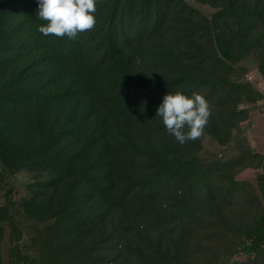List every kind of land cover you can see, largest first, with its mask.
Returning <instances> with one entry per match:
<instances>
[{
    "label": "rangeland",
    "instance_id": "1",
    "mask_svg": "<svg viewBox=\"0 0 264 264\" xmlns=\"http://www.w3.org/2000/svg\"><path fill=\"white\" fill-rule=\"evenodd\" d=\"M127 1L121 0V8ZM182 2L197 14L186 15L183 11L181 15L164 18L160 34L149 39H145L147 35L141 30L142 39L137 48L141 58L131 64L134 75L165 83L181 74L183 65L174 60L178 55L201 50L218 53L212 42L216 35L225 38L232 52L229 67L219 68L210 62L213 67L210 72L215 76H209L207 80L211 82H202L195 91L202 94L209 104V116L202 135L183 144L167 135L165 142L168 149L183 157L196 155L199 161L194 162L199 174L195 193L187 196L188 188L186 193L183 190L179 194L187 196L182 222L188 229L182 264H213L227 260V264H264V252L248 259L237 250L241 229L256 218L261 204L254 185L259 158L235 141L236 132L245 120L242 116L264 110V73L261 72L264 60L257 51L247 48V36L244 43L236 36L237 24H229L225 28L216 23L218 27H212L204 20L212 21L215 12L224 4L222 0H217L215 5L202 0ZM111 3V0H96L95 25L77 33L75 39H69L66 36H44L37 30L38 25L46 23L36 14L37 0H0V128L5 126L12 133L6 142V153L10 154L8 158L12 156V160L8 164L0 159V264H24L21 260L23 255L36 258L35 264H101L102 244L93 245L92 241L83 238V233L79 241L57 236L56 230L61 227L54 213L59 204L58 192L45 198L47 217L34 211L29 214L31 194L40 189L38 184L54 175L52 168L39 165L42 158L52 155L45 147L49 143L44 144L42 134L59 133L61 129L70 133L73 124L64 122L70 105H26L21 96L26 90L42 93L79 82L83 75L71 71L66 57L71 49L82 48L80 62L83 68L98 65L94 62L95 51L92 50L99 45L101 26ZM135 13L134 10L126 14L124 31L127 34L140 30L141 25L136 26L138 17ZM158 53H162L165 60L159 62L154 59L152 55ZM245 74L253 77V83L245 79ZM219 115L229 118L231 125L219 124ZM58 117L62 121L54 122ZM86 121L80 142L83 143L84 138V142L91 138H100V143L104 142L96 115ZM220 128L222 133L216 131ZM171 198L170 194L169 202ZM39 199L36 198L35 202ZM30 205L33 208L34 205ZM193 210L192 216L188 217ZM154 225L151 229L157 241L160 238L157 230L160 229ZM172 226L166 224L162 228L168 231ZM163 242H166L164 237ZM75 244L79 248L76 249ZM86 246L93 249L91 257H85ZM70 248L76 250L68 252ZM117 250L115 248L113 253L116 258L122 256V252ZM120 262L117 260L113 264Z\"/></svg>",
    "mask_w": 264,
    "mask_h": 264
},
{
    "label": "trees",
    "instance_id": "2",
    "mask_svg": "<svg viewBox=\"0 0 264 264\" xmlns=\"http://www.w3.org/2000/svg\"><path fill=\"white\" fill-rule=\"evenodd\" d=\"M111 1L101 26L99 45L96 46V50L101 52L92 50L95 51L94 62L98 65L83 68L80 62L82 48L71 49L66 57L73 65H69L71 71L83 75L79 82L42 93L26 90L21 96L26 105H70L64 122L73 124L70 133L61 129L59 133L42 134L44 144L49 143L45 147L52 155L42 158L39 165L52 168L54 175L38 184L40 189L31 194L30 203L28 200V211L30 215L34 211L47 217L45 198L58 192L59 204L54 213L61 227L56 230L57 236L79 241L83 233V238L92 241L93 245L102 244L101 264H113L117 260L121 261L119 264H182L188 229L182 222L186 207L184 201L189 194L195 193L199 174L194 162L199 161L196 155L183 157L168 149L165 144L167 135L175 137L166 130L156 109L168 92L181 91L191 95L202 82H211L207 79L215 74L210 72L213 69L210 62L219 68L229 67L232 52L225 38L216 35L212 42L218 53L201 50L178 55L174 60L183 65L181 74L165 83L134 75L131 64L141 58L137 50L142 39L141 30L147 35L145 39H149L160 34L164 18L181 15L183 11L186 15L197 13L185 7L182 0H129L122 8L121 0ZM202 1L215 5L217 0ZM222 1L224 4L215 12L212 21L204 20L212 27H218L216 23L225 28L229 24H237L236 36L242 43L247 36V48L257 51L264 60V0ZM134 10L138 17L136 26L141 25L140 30L127 34L124 31L125 17ZM152 56L159 62L165 60L162 53ZM261 72L264 73V68ZM92 115L99 119L104 142L100 143V138L84 142V138L81 143L82 127ZM218 118L219 124L231 125L229 118L222 115ZM242 118L246 119L247 115ZM57 121L62 119L55 118L54 122ZM216 131L222 133L223 129ZM11 134L5 126L0 128V159L8 164L12 156L8 158L6 142ZM30 138L35 140L31 135ZM188 188L187 196L179 195L183 190L186 193ZM38 197L40 199L36 203ZM30 204L34 205L33 208ZM154 223L160 229L157 230L160 235L157 241L151 229L155 227ZM166 224L173 226L166 231L162 228ZM75 246L79 248L77 244ZM115 248H118V253L122 252V256L116 258L113 255ZM76 249L70 248L68 252ZM237 250L248 259L264 252V206L261 205L256 218L241 229ZM92 253L93 249L86 246L85 257H91ZM21 260L24 264L36 263V258L30 259L27 255L21 256Z\"/></svg>",
    "mask_w": 264,
    "mask_h": 264
},
{
    "label": "clouds",
    "instance_id": "3",
    "mask_svg": "<svg viewBox=\"0 0 264 264\" xmlns=\"http://www.w3.org/2000/svg\"><path fill=\"white\" fill-rule=\"evenodd\" d=\"M96 0H37L36 14L46 23L37 26L44 36L75 39L77 33L91 29L95 23ZM166 130L183 144L203 133L209 116V104L200 93L186 95L168 92L156 109Z\"/></svg>",
    "mask_w": 264,
    "mask_h": 264
},
{
    "label": "crops",
    "instance_id": "4",
    "mask_svg": "<svg viewBox=\"0 0 264 264\" xmlns=\"http://www.w3.org/2000/svg\"><path fill=\"white\" fill-rule=\"evenodd\" d=\"M235 141L240 147L259 158L254 185L261 205L264 206V110L248 113L236 132Z\"/></svg>",
    "mask_w": 264,
    "mask_h": 264
},
{
    "label": "built area",
    "instance_id": "5",
    "mask_svg": "<svg viewBox=\"0 0 264 264\" xmlns=\"http://www.w3.org/2000/svg\"><path fill=\"white\" fill-rule=\"evenodd\" d=\"M245 79L248 81V82H252L254 81L253 77L250 75V74H245Z\"/></svg>",
    "mask_w": 264,
    "mask_h": 264
}]
</instances>
